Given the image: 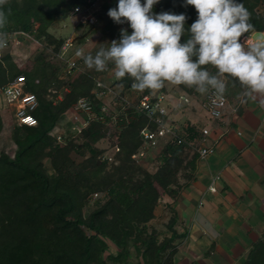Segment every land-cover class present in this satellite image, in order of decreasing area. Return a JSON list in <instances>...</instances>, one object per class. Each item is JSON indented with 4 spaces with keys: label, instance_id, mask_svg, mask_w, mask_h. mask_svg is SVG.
I'll return each instance as SVG.
<instances>
[{
    "label": "trees",
    "instance_id": "1",
    "mask_svg": "<svg viewBox=\"0 0 264 264\" xmlns=\"http://www.w3.org/2000/svg\"><path fill=\"white\" fill-rule=\"evenodd\" d=\"M85 1L7 0L3 6L8 23L0 31L7 33L9 44L0 49V89L24 75L26 88L37 95L39 105L33 112L38 124H14V148H0V264H176L184 236L176 227L177 211L169 207L171 216L165 229H159L154 221L159 218L162 194L176 200L195 179L200 157L191 142H196L202 131L187 125L180 134L181 143L164 140L155 156H150L149 149L139 161L133 155L145 143L142 130L148 124L150 129H157L139 112H132L134 117L118 126L111 124V115L106 114L105 120L92 121L79 138L66 144L50 134L82 97L89 98L95 111L102 113L96 81L106 82V75L114 68L110 63L107 70L97 72L81 58L79 69L61 77L63 62L53 55L65 38L57 36L52 28L59 18L69 17ZM238 2L251 13L254 29L249 33L264 30V16L256 10L262 0ZM117 4L118 0L105 2L97 11L96 24L77 26L79 39L100 34L85 55H95L112 40H119L121 29L131 33L127 23L117 24L107 15ZM165 11L186 15V29L198 15L185 0H159L153 7L156 14ZM16 31H24L42 44L31 65L20 66L10 51ZM249 33L243 34L240 42ZM187 38L182 37V42ZM207 70L216 73L210 65ZM225 78L226 97L244 92L238 80ZM119 82L121 94L132 88L130 77ZM166 83L159 90L166 91ZM65 87L69 89L65 91ZM180 87L198 93L194 88ZM53 90L62 98L56 99ZM3 129L0 116V134ZM104 140L109 147L100 145ZM109 149L114 151L113 160L104 158ZM147 162L157 164L150 169ZM111 243L118 249L117 255L110 251ZM242 264H264V231Z\"/></svg>",
    "mask_w": 264,
    "mask_h": 264
},
{
    "label": "clouds",
    "instance_id": "2",
    "mask_svg": "<svg viewBox=\"0 0 264 264\" xmlns=\"http://www.w3.org/2000/svg\"><path fill=\"white\" fill-rule=\"evenodd\" d=\"M7 0H0V29L8 23L3 10ZM159 0H118L107 15L121 29V38L101 47L95 55L81 57L89 69L103 72L111 63L116 80L130 77L131 87L143 92L159 90L165 82L185 85L201 95L210 94L212 104L221 101L227 89L225 77L238 80L245 97L264 95V35L258 39L243 34L254 29L251 13L238 0H185L194 6L197 19L186 29V15L154 13ZM188 38L182 42V37ZM7 46V33L0 31V49ZM216 69L213 74L207 66Z\"/></svg>",
    "mask_w": 264,
    "mask_h": 264
},
{
    "label": "crops",
    "instance_id": "3",
    "mask_svg": "<svg viewBox=\"0 0 264 264\" xmlns=\"http://www.w3.org/2000/svg\"><path fill=\"white\" fill-rule=\"evenodd\" d=\"M170 84L166 83L169 94L188 96L190 102L174 101L169 121L180 133L187 125L199 132L208 127L209 142L216 147L214 154L199 159L195 179L176 200L162 194L158 217L165 216L167 222L169 207L175 208L176 227L184 235L176 264H242L264 231V95L251 99L237 92L227 97L223 117L214 120L204 107L207 95ZM217 175V191L212 192L209 187ZM110 250L117 255L115 246Z\"/></svg>",
    "mask_w": 264,
    "mask_h": 264
},
{
    "label": "built area",
    "instance_id": "4",
    "mask_svg": "<svg viewBox=\"0 0 264 264\" xmlns=\"http://www.w3.org/2000/svg\"><path fill=\"white\" fill-rule=\"evenodd\" d=\"M99 2L100 0H86L83 4L76 6L69 16L73 22V33L65 38L60 50L53 55L63 62L62 78L72 75L79 69L81 57H78L76 52L80 49H82L83 52H85V50L79 43L77 26H91L98 22L97 11L99 9ZM256 10L259 14L264 16V0H262ZM127 26H129L128 23ZM19 33L20 35L25 34L31 37L24 31H16L12 34V44L20 42L18 39ZM256 33L264 35V30L253 31L243 36L241 43L247 38L256 40V38H254ZM8 44L9 42L7 41V46ZM96 86L98 90L97 95L103 101L102 113L98 114L95 111L89 98H80L70 110L71 114L68 116L67 120L61 122L50 132L60 144H66L69 141L76 140L92 121L100 119L105 120L106 114L111 115L110 123L118 126L122 122H129L134 117L132 112H139L146 115L149 119V123L151 122L157 125L156 130L150 129L149 124L142 130L145 143L142 149L133 155L134 159L139 161L146 157L149 149H157L164 140L174 141L176 139L181 143V139L179 138L181 134L180 128L176 123L169 121V114L174 101L178 100L180 102L189 103L190 99L188 96L179 95L178 98H176L167 91L154 90L150 93H143L133 88L121 94V92L116 90L113 86L101 80L96 81ZM68 89V87H65V91ZM0 93L6 104L12 108L17 124L27 126H36L38 124V120L33 114L39 105L38 97L34 92L27 90L26 77L24 75L17 76L8 84L1 87ZM55 94H57L56 99L62 98V94L56 90ZM108 97H112V99L108 100ZM227 105L228 99L225 95L223 99L217 101L215 105L212 104V97L210 94L206 96L204 102V107L209 117L214 120L223 117ZM210 133L211 130L208 127H204L197 141L191 142L193 149L198 152L200 159L203 160L216 152L215 145L209 142ZM113 154L110 155L107 152L104 158L107 157L113 160ZM219 178V175L214 177L209 187L210 191H217L215 182ZM96 196H98V194H96Z\"/></svg>",
    "mask_w": 264,
    "mask_h": 264
},
{
    "label": "rangeland",
    "instance_id": "5",
    "mask_svg": "<svg viewBox=\"0 0 264 264\" xmlns=\"http://www.w3.org/2000/svg\"><path fill=\"white\" fill-rule=\"evenodd\" d=\"M109 0H100L99 2V10H101L103 4L105 2H108ZM80 30V29H79ZM77 29V31L80 34V31ZM87 30V28H86ZM82 31V30H81ZM52 32H54L57 36L60 37H68L73 33V22L69 17H61L59 20L56 22V24L52 28ZM262 34L261 33H256L254 35V38L258 39ZM100 38L99 33H91L86 39L82 40L79 39V43L81 46L84 48V50L89 49L92 47L97 40ZM18 39L20 40L19 43L12 44L10 47V51L16 60V62L20 66H26V65H31V59L35 55V53L42 47V44L33 38L25 35V34H18ZM114 69V68H113ZM113 69L108 72L106 75L105 81L106 84L113 86L114 88L118 91H120L119 87L121 84H119L120 80H116L114 77ZM171 85V84H170ZM176 87V86H175ZM172 86V88H175ZM55 94V90L52 91ZM136 95V94H135ZM108 100H111L112 97H108ZM109 102V101H108ZM0 116L3 118L4 121V129L0 134V148L5 146L8 150H12L14 148L13 140L11 138V131L12 127L14 124H16V118L14 116V112L11 107H9L6 102L3 99V96L0 93ZM100 145L103 147H109V144L106 140L101 141ZM158 149H151L150 150V156L153 157L157 153ZM113 149H109L108 153L110 155L113 154ZM157 162L154 164L152 162H147L146 166L149 167L150 169L155 168V165ZM159 229H165V223H166V218L165 216L161 215L158 219L154 221ZM111 247H114V245L111 243ZM111 251V250H110Z\"/></svg>",
    "mask_w": 264,
    "mask_h": 264
}]
</instances>
